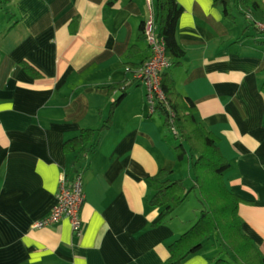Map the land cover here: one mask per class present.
<instances>
[{"label":"crops","instance_id":"1","mask_svg":"<svg viewBox=\"0 0 264 264\" xmlns=\"http://www.w3.org/2000/svg\"><path fill=\"white\" fill-rule=\"evenodd\" d=\"M108 1L13 0L1 15L0 264H164L169 244L187 229L189 218L180 213L153 224L160 207L149 204L148 177L167 169L176 180L186 171L176 135L141 81L123 94L109 90L133 78L128 66L151 54L139 35L150 16L147 1L117 0L111 9ZM178 2L185 55L166 70L218 137L230 161L225 184L242 199V229L264 255V34L254 25L252 34L238 13L227 22L217 0ZM255 14L264 19L262 11ZM120 95L111 126L80 160L82 233L73 232L68 217L35 227L56 203L61 173L73 177L65 141L100 126ZM215 244L182 264H210L220 257Z\"/></svg>","mask_w":264,"mask_h":264},{"label":"trees","instance_id":"2","mask_svg":"<svg viewBox=\"0 0 264 264\" xmlns=\"http://www.w3.org/2000/svg\"><path fill=\"white\" fill-rule=\"evenodd\" d=\"M116 1L109 0L107 7L111 9ZM217 3L224 19L229 23L235 21L238 13L257 28L249 13L255 9L264 13V0H217ZM14 5L13 0H0V18L2 14L13 9ZM182 12L183 8L178 0H154L153 16L156 30L165 42L166 54L171 64L180 62L185 55L184 48L177 39V24ZM144 26L145 20L140 25V37L144 36ZM136 49V45H132L130 51ZM128 67L130 70L137 68L132 65ZM29 70L34 75H39L33 67H29ZM134 80L137 79L133 77L121 83L111 84L109 90L112 92L121 89L123 94ZM261 89L264 92V81ZM162 90L164 93L162 97L158 95L154 97L153 109L163 115L168 129L176 135L177 158L189 160L195 174V186L201 192L202 205L196 222L169 244L170 255L164 264H182L187 257L199 252L210 240L211 234L216 232L221 236L222 245L233 255L231 259L224 257L212 259L210 264H234L236 262L234 255L243 264H264V255L253 238L242 229L239 215V204L242 199L225 184L224 173L229 168L230 161L221 152L218 137L199 121L194 101L177 89L169 70L163 72ZM121 99L120 95L111 103L109 115L100 126L84 128L78 135L65 141V151L73 154L69 166L70 173H74L73 177L80 174L82 154L94 152L102 132L111 126L113 107L118 105ZM172 172L163 169L157 175L148 177L154 190L149 204L160 207L159 215L153 221L155 225L173 216L187 195L184 180H173Z\"/></svg>","mask_w":264,"mask_h":264},{"label":"built area","instance_id":"3","mask_svg":"<svg viewBox=\"0 0 264 264\" xmlns=\"http://www.w3.org/2000/svg\"><path fill=\"white\" fill-rule=\"evenodd\" d=\"M146 1L150 16L145 20L144 35L150 47L151 54L139 67L131 70L130 68L127 69L132 72L135 79L145 85L147 88V98L153 105L155 95L162 97L164 94L162 90V75L172 64L166 54L165 42L156 30L153 16V1ZM249 17L253 20L257 29L264 34V19H259V17L255 16L254 11L249 13ZM58 184L55 205L47 216L35 221L33 225L41 228L58 222L63 217H68L73 232L80 235L83 227L80 210L85 199L82 175L80 173L69 178L65 172H62Z\"/></svg>","mask_w":264,"mask_h":264},{"label":"rangeland","instance_id":"4","mask_svg":"<svg viewBox=\"0 0 264 264\" xmlns=\"http://www.w3.org/2000/svg\"><path fill=\"white\" fill-rule=\"evenodd\" d=\"M253 11H254V15L256 16L255 10H253ZM259 19H261V18H259ZM239 20H240V22L244 21V19L242 17H240ZM251 29H252V31H251L252 34L256 33V30H255L253 25L251 26ZM261 38L264 39V37H262V36H261ZM165 126L167 127L166 124H165ZM188 161L189 160H187V159H184L182 161V165H184L186 171L181 176V177H183L181 179L184 180L185 185L187 186V195H186V198L184 199V202L181 204V206H179V208L177 210H175V212H174V214L180 213L179 218L182 219L183 221H185L184 217L189 218V221L187 222L186 231L196 222V220L200 214V210L202 208V205L200 202L201 192H200V189L197 186H195L194 170L191 169V164H190V167L188 166ZM212 241L216 243L215 244L216 245L215 246L216 254H218L220 257L230 258V257H228L229 255L227 254L228 249H224L222 247V239H221V236L218 232L211 234L210 240L208 241V243L212 244ZM234 257L236 259L235 263L232 261L234 264H243L235 255H234Z\"/></svg>","mask_w":264,"mask_h":264}]
</instances>
